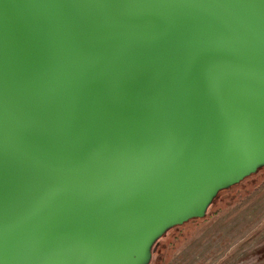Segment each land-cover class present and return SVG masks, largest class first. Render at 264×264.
Listing matches in <instances>:
<instances>
[{
  "label": "water",
  "instance_id": "obj_1",
  "mask_svg": "<svg viewBox=\"0 0 264 264\" xmlns=\"http://www.w3.org/2000/svg\"><path fill=\"white\" fill-rule=\"evenodd\" d=\"M264 167V0H0V264H150Z\"/></svg>",
  "mask_w": 264,
  "mask_h": 264
},
{
  "label": "rangeland",
  "instance_id": "obj_2",
  "mask_svg": "<svg viewBox=\"0 0 264 264\" xmlns=\"http://www.w3.org/2000/svg\"><path fill=\"white\" fill-rule=\"evenodd\" d=\"M205 219L165 234L150 264H264V170L219 194Z\"/></svg>",
  "mask_w": 264,
  "mask_h": 264
},
{
  "label": "trees",
  "instance_id": "obj_3",
  "mask_svg": "<svg viewBox=\"0 0 264 264\" xmlns=\"http://www.w3.org/2000/svg\"><path fill=\"white\" fill-rule=\"evenodd\" d=\"M263 170H264V167L261 168L260 170H258L256 174H254V175H252V176L246 178V179H245L243 182H241L240 184L235 185V186H233V187H231V188H229V189H227V190H224V191H222V192H227V191H229V190H231V189L239 188V187L241 186L242 183H244V182L247 181L248 179L254 177L255 175H257L259 172H261V171H263ZM222 192H220L219 194H221ZM219 194H218V196H219ZM218 196H217V197H218ZM217 197H216V199H217ZM216 199H215V200H216ZM215 200H214V201H215ZM221 213H223V211H219V212L215 213V216H219ZM215 216H214V217H215ZM211 219H212V218H211ZM201 220H202V219H194V220H191V221H189L188 223L184 224L183 226H180V227H177V228H178V229H183L185 226H187V225H189V224H197V225L200 227V226L203 225L205 222H209V221H208L209 219H205V218H204V220H202V221H201ZM201 223H202V224H201ZM174 229H175V228H174Z\"/></svg>",
  "mask_w": 264,
  "mask_h": 264
}]
</instances>
